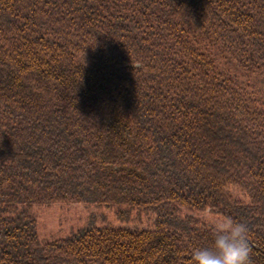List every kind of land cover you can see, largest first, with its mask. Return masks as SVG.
Segmentation results:
<instances>
[{"label": "trees", "instance_id": "trees-1", "mask_svg": "<svg viewBox=\"0 0 264 264\" xmlns=\"http://www.w3.org/2000/svg\"><path fill=\"white\" fill-rule=\"evenodd\" d=\"M205 211L264 264V0H0V264H191Z\"/></svg>", "mask_w": 264, "mask_h": 264}, {"label": "rangeland", "instance_id": "rangeland-1", "mask_svg": "<svg viewBox=\"0 0 264 264\" xmlns=\"http://www.w3.org/2000/svg\"><path fill=\"white\" fill-rule=\"evenodd\" d=\"M37 215L38 235L43 240H52L64 237L70 232L76 231L84 225L88 216L92 213L103 214L105 221L99 225H109L123 228H148V219L141 215L137 221L122 222L115 218L112 206L98 205L93 203L59 202L49 206L35 205L33 207ZM197 216L212 225L220 218L208 211Z\"/></svg>", "mask_w": 264, "mask_h": 264}, {"label": "clouds", "instance_id": "clouds-1", "mask_svg": "<svg viewBox=\"0 0 264 264\" xmlns=\"http://www.w3.org/2000/svg\"><path fill=\"white\" fill-rule=\"evenodd\" d=\"M249 228L230 216L219 218L212 226L210 246L194 248L191 264H252Z\"/></svg>", "mask_w": 264, "mask_h": 264}]
</instances>
